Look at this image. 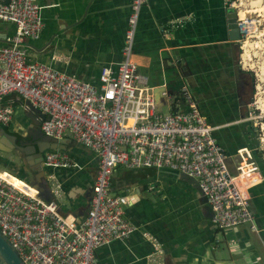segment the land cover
<instances>
[{
  "label": "crops",
  "instance_id": "1",
  "mask_svg": "<svg viewBox=\"0 0 264 264\" xmlns=\"http://www.w3.org/2000/svg\"><path fill=\"white\" fill-rule=\"evenodd\" d=\"M38 1L43 27L37 39L26 41L32 58L92 82H98L103 65L112 66L121 59L131 0ZM226 7L225 0H144L131 59L147 83L165 86L169 100L177 94L180 76L187 78L201 112L217 126L213 135L228 154L230 167L236 163L238 148L250 153L259 168L258 181L248 188L258 231L249 228L254 233L250 235L245 226L217 229L196 181L182 172L169 167L115 166L110 189L128 195L124 213L134 229L126 238L98 246L96 264H149L152 244L148 235L160 248L159 264H250L249 256L264 260V155H259L254 143L255 125L248 103L253 88L247 80L251 71L240 59V43L228 28ZM11 30L12 24L0 21V44ZM160 96L165 100L163 93ZM7 99L18 112L1 126L23 134L31 120L22 112L16 94L3 97ZM163 106L166 110L168 102ZM6 147L0 143V166L12 174L6 169L0 173L34 192L30 185L40 173L34 176L29 168L32 160ZM64 150L74 157L77 167L43 166V172L52 173L59 183V211L79 219L88 206L96 157L72 138ZM29 170L32 182L20 178L28 176ZM40 194L51 198L45 187Z\"/></svg>",
  "mask_w": 264,
  "mask_h": 264
},
{
  "label": "built area",
  "instance_id": "2",
  "mask_svg": "<svg viewBox=\"0 0 264 264\" xmlns=\"http://www.w3.org/2000/svg\"><path fill=\"white\" fill-rule=\"evenodd\" d=\"M143 1L130 2L121 59L112 66L103 65L98 82H92L29 58L26 41L37 39L43 27L38 0H0V21L12 24L0 44V125L12 118V100L3 101V97L13 93L21 99L22 108L31 105L37 109L42 133L54 138L68 136L96 157L88 206L79 219L59 211L61 192L52 173H44L49 199L38 196L37 189L26 182L34 192L0 177V232L23 264H96L98 246L132 232L134 225L124 213L128 195L110 189L115 166L169 167L182 172L196 181L217 229L248 222L252 231H258L248 188L258 181L259 168L250 153L238 148L235 172H231L228 154L213 135L217 126L201 112L187 78L180 76L177 94L170 100L165 89L162 91L168 102L162 111V104L153 98L155 85L147 83L131 59ZM225 2L232 6L230 0ZM232 7L240 42L254 21L240 17ZM41 159L46 167L78 165L60 148L43 150ZM148 238L152 244L148 263L159 264L158 243L150 235ZM249 262L264 264L254 256H249Z\"/></svg>",
  "mask_w": 264,
  "mask_h": 264
},
{
  "label": "water",
  "instance_id": "3",
  "mask_svg": "<svg viewBox=\"0 0 264 264\" xmlns=\"http://www.w3.org/2000/svg\"><path fill=\"white\" fill-rule=\"evenodd\" d=\"M226 17L228 21V28H231L235 34V38H239V34L235 23V10L232 6L226 7ZM164 86L157 84L153 88V98L155 102L159 105L165 103V100L161 101V93L164 90ZM160 109V108H159ZM22 112L25 113L31 122L30 126L25 130V132L13 134L5 130L3 126L0 125V143L5 144L7 147L5 150L11 152L12 154L19 155L32 160V165L29 167L33 169V174L40 173L39 177L36 178V182L32 185L37 189V195L42 197L40 194L42 189L47 186V182L44 180V172L42 166L41 153L43 150L48 148H60L64 149L67 142L70 140L68 136H62L60 138H54L48 136L39 128V115L37 109L29 105L28 107H23ZM228 168L231 172H235V168ZM37 174V175H38ZM42 177V178H40ZM41 180L43 186H40ZM44 199H47L44 197ZM49 199V198H48ZM0 264H23L20 257L18 256L16 250L12 247L10 242L7 240L6 236L0 232Z\"/></svg>",
  "mask_w": 264,
  "mask_h": 264
},
{
  "label": "rangeland",
  "instance_id": "4",
  "mask_svg": "<svg viewBox=\"0 0 264 264\" xmlns=\"http://www.w3.org/2000/svg\"><path fill=\"white\" fill-rule=\"evenodd\" d=\"M232 6L236 10H246L250 7L251 1L254 0H230ZM242 2V4H241ZM241 4V5H240ZM257 11H246L244 17L253 19L254 23L250 26V29L247 31V34H244L240 40L241 44V57L244 65L249 68L251 75L248 74V81L252 85V91L249 96V110L251 113V122L254 123L255 129L253 130L254 143L257 145V151L259 155H264V80H262V68L264 67V10H261L260 14L256 13ZM242 17V16H240ZM248 26V25H247ZM243 40V41H242ZM248 44H253L251 48L247 49ZM245 48L248 50H245ZM248 52V53H246ZM244 53L246 56L244 58ZM29 58L33 60L32 56L29 54ZM251 76V79H250ZM195 94V93H194ZM196 96V95H195ZM197 98V96H196ZM162 111H165V106L162 107ZM17 110H13V118H16ZM13 120V119H12ZM11 120V121H12ZM0 169H6L12 174L10 169H7L3 166H0ZM20 178H23L25 181L32 182V171L29 170L28 176L20 175ZM239 226H245L250 235L254 233L249 230V223H241Z\"/></svg>",
  "mask_w": 264,
  "mask_h": 264
},
{
  "label": "bare ground",
  "instance_id": "5",
  "mask_svg": "<svg viewBox=\"0 0 264 264\" xmlns=\"http://www.w3.org/2000/svg\"><path fill=\"white\" fill-rule=\"evenodd\" d=\"M241 4H242V2H241ZM261 10H264V0H254V1H251L250 7L248 9H246V10H238V15L242 16L244 18V15H245L246 11H257L256 13L260 14L261 12H259V11H261ZM252 46H253V44H248L247 45V49L251 48ZM240 47H241V44H240ZM247 49L245 48V50H247ZM246 53H248V52H246ZM246 53H244V58L246 56ZM261 75H262L261 79L264 80V67L262 68ZM263 127H264V123H263ZM0 177L5 178L7 181L11 182L12 184H14L18 188H21V189H23V190H25L27 192H31V191H28V190L22 188L17 182L8 179L5 175H3L1 173H0Z\"/></svg>",
  "mask_w": 264,
  "mask_h": 264
},
{
  "label": "trees",
  "instance_id": "6",
  "mask_svg": "<svg viewBox=\"0 0 264 264\" xmlns=\"http://www.w3.org/2000/svg\"><path fill=\"white\" fill-rule=\"evenodd\" d=\"M251 73V72H250ZM208 119V118H207ZM209 121V120H208ZM210 122V121H209ZM211 123V122H210Z\"/></svg>",
  "mask_w": 264,
  "mask_h": 264
}]
</instances>
